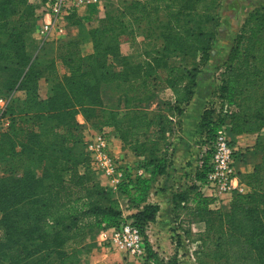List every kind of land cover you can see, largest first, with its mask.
Wrapping results in <instances>:
<instances>
[{
	"label": "trees",
	"instance_id": "trees-1",
	"mask_svg": "<svg viewBox=\"0 0 264 264\" xmlns=\"http://www.w3.org/2000/svg\"><path fill=\"white\" fill-rule=\"evenodd\" d=\"M123 2L120 13L105 11L98 26L84 25L78 37L61 40L56 57L32 59L26 42L30 48L34 6L30 0H0V92H22L9 103L10 123L0 132V155L8 158L9 166L7 173L0 174V264H85L82 238L122 220L120 195H126L135 208L131 217L136 225L143 227L156 219L160 206L148 196L153 180L168 175L171 165V143L164 127L173 132L182 105L191 100L197 84L195 56L199 53L207 60L216 39L214 28L189 25L192 11L213 20L216 27L210 12L217 4L216 0ZM67 19L83 23L77 12ZM126 19L145 24L152 34L160 29L162 52L143 60L140 75L131 79L137 84L130 87L144 93L156 86L170 89L171 113L169 109L148 113L137 107L122 110L120 95L104 100L106 86L113 90L120 85L111 58L121 56L118 44ZM176 38L183 55L194 57L187 61L193 68L166 66L168 52L181 58L176 46L169 48ZM86 41L93 43L87 57L82 55ZM160 60H165V75L158 71ZM43 80L45 98L39 93ZM216 99L218 106L214 101L203 111L201 136L211 139L222 124L233 140L264 128V11L250 13L234 38ZM78 114L84 123L77 120ZM98 124L115 129L122 148L143 157L141 166L148 172L136 178L125 174L116 187L117 196L99 183L85 150V127L99 128ZM32 164L38 165L37 170ZM206 164L196 174L199 181L204 179ZM239 177L244 190L232 195L225 210L211 207L214 198L203 194L198 183L175 196V206L193 203L189 206L192 221L205 224L196 250L200 263L206 258L212 264H264V132L255 144L252 169ZM147 252L154 264H180L176 258H160L149 245Z\"/></svg>",
	"mask_w": 264,
	"mask_h": 264
},
{
	"label": "rangeland",
	"instance_id": "rangeland-1",
	"mask_svg": "<svg viewBox=\"0 0 264 264\" xmlns=\"http://www.w3.org/2000/svg\"><path fill=\"white\" fill-rule=\"evenodd\" d=\"M30 2L34 6V14H32V17L34 16L36 18L35 27L30 34V37L33 38L34 34H36V29L40 24V17L45 10V1L30 0ZM123 3V0H92L85 9H80L77 14L84 17V22L87 28H93L98 26V20L104 16L105 11L113 9L117 10L115 12L116 14L120 13L122 6L124 5ZM216 4V9L210 12L211 15L214 16L215 22L217 21L218 23L216 27L214 26L213 20L203 19L201 14L197 11H192V23H189V25L207 26L210 29L214 28L217 32L215 42L208 52L207 60L204 58V55L200 56L199 53L195 56V66L199 68V71L194 74V79L197 81L199 74L205 72L201 81L204 80V83L209 85L212 84V88L214 86V89H211L210 92L207 91L210 94L208 105L217 100L216 93L218 92V86L220 84V74L234 43V38L239 32L240 23L250 13L264 11V0H216ZM93 6H95L96 9H91ZM189 6L193 7V3ZM162 18L164 19V15H162ZM185 21H187V18ZM150 30L151 29L146 27L145 24L139 26L137 23L127 21L126 28L121 31V39L118 44V50L121 56L111 58V66H115L114 74L118 77L117 81L120 82V85L113 90H109L106 86V88L102 90V95L105 101H107L109 96L113 95L116 98L120 95L119 108L122 110L137 107L151 113L156 112L158 109L168 110L169 105H171L170 103L173 97L172 92L168 88L158 89L156 86L154 89L145 93L144 90H139L143 91L142 93L135 90L136 88L130 87V85L137 84L136 81L131 82V79L140 75L143 60L145 58L156 56L158 50L162 52V38L159 35L160 29L153 32V34ZM129 31H132V33L128 34ZM177 38L169 48L176 46L178 48L177 53L181 56L182 61L181 58L175 59L173 53L171 55V53L168 52L166 56V58H168L166 66L170 63L180 64L181 67L186 64L187 66H190V68H193L194 65L191 64V62L190 64H187V61H193L194 57L183 55L180 46L175 44V42L178 41ZM217 39L220 41L217 42ZM26 50H28L27 42ZM163 62H165V60H160L158 71L165 75V72L162 71L164 69ZM42 85H46L45 89L47 88L46 83H43ZM11 93L12 100L18 93H15L14 91H11ZM169 112H172V108L169 109ZM97 127L99 128L86 125L84 130L85 140L87 136L92 133L103 130L107 135L109 134L111 136L112 140L115 141L117 145L122 147V142L115 129L109 126H104L103 124H98ZM175 129L174 126L173 131ZM164 130L166 131V136L170 135L167 126L164 127ZM234 139L235 142L239 141L237 138ZM201 142L202 138L199 137L197 141V144H199L197 147L198 150H202L200 145ZM123 150L133 158L130 161V165H128L130 167H127L126 169L124 168L126 174L129 173L133 176L135 174L133 172L138 168H143L141 165L143 164L144 159H141V161H139V159L136 160L132 157L135 155L129 150V148ZM7 160V157L0 155V174L9 171ZM37 166V164H32L34 170H37ZM147 173L148 172L146 171L145 176ZM96 176L101 185L111 189L114 192V195L117 196L118 192L116 187L119 183L115 185V183H113L107 176H103L97 170ZM101 176L104 178H101ZM134 176L135 178L137 177L136 175ZM103 179H106V181ZM119 202L124 216L116 226L104 228L106 230V236L101 235V230H99L91 236H84L82 238L87 249V252H85L83 256L85 264H154L153 259H148L147 257V245L155 250L158 256L164 260L176 258L180 264H212L213 261L211 262L206 258L201 263L197 259L196 250L201 242L200 233L204 231L205 224L202 221H192V214L189 206L193 205V203L190 202L187 205H182L180 207L175 206V203H173L174 209L171 213L167 211L165 217L162 219V225L167 228L165 233H163V231L156 232V227H153L152 222L147 223L143 227L134 223L131 214L135 211V208L130 204L126 195H120ZM210 206L218 208L217 205L214 206V200ZM127 225H130L139 231L141 236L140 239L142 238L145 244L144 251L137 250L133 235L128 234L125 231ZM120 229L125 231H123L125 238L124 246L120 245L115 236V231H119ZM1 235L2 230L0 227V236ZM133 247H136V251H133Z\"/></svg>",
	"mask_w": 264,
	"mask_h": 264
},
{
	"label": "crops",
	"instance_id": "crops-1",
	"mask_svg": "<svg viewBox=\"0 0 264 264\" xmlns=\"http://www.w3.org/2000/svg\"><path fill=\"white\" fill-rule=\"evenodd\" d=\"M87 5L88 3H86L82 9H85ZM49 18V14L44 12L40 17V23L43 19L48 20ZM80 18L81 21H83L82 24L68 23L64 32L59 34L52 33L46 39L42 40L37 33L34 34V37L29 44L30 48H28V54L32 59L36 56L56 57L58 54V44L61 40L76 38L80 35L82 27L86 25L84 17L80 16ZM244 21L245 19L240 23L239 30ZM219 41L220 40L217 39V42ZM92 52V41H86L82 46V55L87 57V55ZM59 69L63 72L61 66H59ZM204 74L205 72L199 74L196 87L194 88V94L188 103L182 105L184 108L183 113L180 116H177V123L174 124L176 129L168 137L169 142L171 143L169 149L171 165L168 170V175L156 177L153 180L152 188L148 196L149 201L155 202L160 206L156 219L152 222L153 227H156V232L163 231V233H165V230H167V228L162 225V219L165 217L167 211L171 213L174 209L173 203L175 202L176 194L187 189L194 183H199V180L196 178V174L199 170L198 155L201 150H198L197 148L199 146L197 141L199 137H202L199 125L202 119L203 110L208 106V100L210 97L208 92H210L211 89H214V86L213 88L211 86L212 84L209 85L204 83V80L201 81ZM43 83L45 84L44 80L40 82L39 93L42 98H45L47 88L45 89L46 85H42ZM17 93L20 94L22 92ZM114 104L115 100L112 102V105ZM77 120L81 123L85 122L81 114L77 115ZM262 132H264V128L262 131L256 133L240 134L234 137L239 140L236 144L242 147L245 152V154L243 156L241 155L236 162V168L239 175L252 169L255 162V144ZM108 138L111 151L118 159L119 164L125 169L130 167L128 165H130V161L133 158H131L129 154H126V151L123 150L121 146L117 145L109 134ZM132 157L136 160L139 159V161L143 159V157ZM147 175L148 173L146 176ZM101 178L104 177L101 176ZM103 180L106 181V179ZM230 197L231 196L225 194L221 198H214V206L217 205V207H221L224 210L227 209L229 207L228 200Z\"/></svg>",
	"mask_w": 264,
	"mask_h": 264
},
{
	"label": "built area",
	"instance_id": "built-area-1",
	"mask_svg": "<svg viewBox=\"0 0 264 264\" xmlns=\"http://www.w3.org/2000/svg\"><path fill=\"white\" fill-rule=\"evenodd\" d=\"M91 1L92 0H46L44 12L49 14L50 18L48 20L43 19L39 24L36 29L37 35L43 40L52 33L59 34L64 32L68 24V14L72 12L79 13L80 9H82L86 3H91ZM11 98V92H0V132L7 128L10 123L7 110ZM215 105L218 106V101L215 102ZM201 138L202 142L200 144L202 150L198 156V166L200 170L203 169L206 161L207 164L204 171V179L198 183L200 185V191L213 198H221L225 194L232 197L234 193L242 192L244 190V185L240 182L236 162L244 150L234 142L228 127L222 124L217 128L211 139L204 136ZM85 150L91 157L99 173L105 177L107 176L115 185L123 181L126 171L119 164L118 159L113 155L108 135L103 130L87 136L85 140ZM133 173H135L134 175L136 176H145L146 170L144 168H138ZM134 175L131 176V178H134ZM230 199L228 201H230ZM123 231L124 230L121 229L115 231L116 240L121 246L125 245ZM125 231L133 235L137 250L144 251L145 244L142 238L140 239L141 236L139 231L130 225L125 227ZM100 234L106 236V230L102 229ZM136 247L132 248L133 251H136Z\"/></svg>",
	"mask_w": 264,
	"mask_h": 264
}]
</instances>
